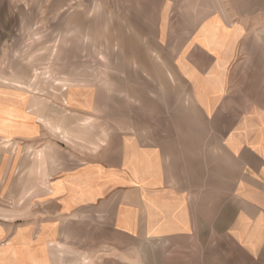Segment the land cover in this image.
Returning <instances> with one entry per match:
<instances>
[{
	"label": "crops",
	"instance_id": "obj_1",
	"mask_svg": "<svg viewBox=\"0 0 264 264\" xmlns=\"http://www.w3.org/2000/svg\"><path fill=\"white\" fill-rule=\"evenodd\" d=\"M153 32L191 114L154 126L151 139L139 124L117 132L95 157L56 177L39 197L47 206L39 236L28 220L22 228L0 222V264H58L67 253L87 255L85 264H126L143 242L188 238L199 221L208 224L210 199L228 216L233 241L264 264V0H157ZM40 119L48 123L31 97L0 87V196L20 182L22 162L32 175L33 147L23 160L18 139L40 140L45 158L48 124Z\"/></svg>",
	"mask_w": 264,
	"mask_h": 264
},
{
	"label": "rangeland",
	"instance_id": "obj_2",
	"mask_svg": "<svg viewBox=\"0 0 264 264\" xmlns=\"http://www.w3.org/2000/svg\"><path fill=\"white\" fill-rule=\"evenodd\" d=\"M156 1L0 0V87L31 97L34 109L48 116V123L40 119L48 124L42 162L40 140L16 141L23 160L33 147L34 165L29 175L22 162L20 182L1 191L0 208L18 212L2 210L0 222L22 228L28 220L29 233L39 236L41 208H47L39 197L56 177L95 157L117 132L139 124L151 139L154 126H175L176 116L191 114L186 88L154 36ZM8 114L10 126H19L18 111ZM26 190L33 199L27 207ZM209 203L208 224L199 221L191 237L143 242L126 264H256L233 241L218 200ZM64 257L65 264L88 261L84 254Z\"/></svg>",
	"mask_w": 264,
	"mask_h": 264
}]
</instances>
